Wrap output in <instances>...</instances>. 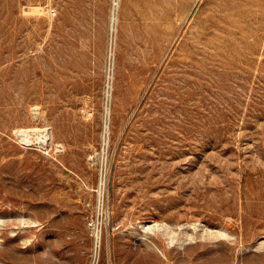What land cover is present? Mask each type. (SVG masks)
Returning <instances> with one entry per match:
<instances>
[{
    "label": "rangeland",
    "instance_id": "rangeland-1",
    "mask_svg": "<svg viewBox=\"0 0 264 264\" xmlns=\"http://www.w3.org/2000/svg\"><path fill=\"white\" fill-rule=\"evenodd\" d=\"M96 250L264 264V0H0V264Z\"/></svg>",
    "mask_w": 264,
    "mask_h": 264
},
{
    "label": "bare ground",
    "instance_id": "bare-ground-1",
    "mask_svg": "<svg viewBox=\"0 0 264 264\" xmlns=\"http://www.w3.org/2000/svg\"><path fill=\"white\" fill-rule=\"evenodd\" d=\"M44 131V130H43ZM105 131L106 130H104V132L102 133L103 135H102V139L104 140L105 139ZM20 133H23V135H20L21 136V138H24L25 136L26 137H29V136H33V134L32 135H30V133H27V132H29V131H19ZM45 133V132H44ZM35 134V133H34ZM22 136H24V137H22ZM36 136V135H35ZM43 136V135H42ZM46 137L48 136V134H46L45 135ZM30 137V138H31ZM44 137V136H43ZM47 139V138H46ZM49 139V138H48ZM28 140V139H27ZM43 140H45V137H44V139ZM43 140L41 141V142H43ZM44 144V143H43ZM59 152V151H58ZM160 226L157 224V223H155V222H153V223H149V224H145V225H141L140 226V228H141V230L143 231V232H152L153 230H155V229H158ZM93 230H94V238H95V245H96V249H97V245H98V241H99V233H100V231H99V229L97 228V229H95V228H93ZM136 231V230H135ZM166 235V234H165ZM139 236V235H138ZM218 236L219 237H222V238H228L229 237V235L227 234V233H225V232H220L219 234H218ZM175 243V239H174V237H172L171 235H168V240H167V245H168V247H171L173 244ZM160 252V251H159ZM161 255V257L163 258V259H166V256H165V254L164 253H161L160 254ZM97 256V250H96V255H95V260H94V262H93V264H96V257Z\"/></svg>",
    "mask_w": 264,
    "mask_h": 264
},
{
    "label": "built area",
    "instance_id": "built-area-1",
    "mask_svg": "<svg viewBox=\"0 0 264 264\" xmlns=\"http://www.w3.org/2000/svg\"><path fill=\"white\" fill-rule=\"evenodd\" d=\"M229 264H246V263H243V262H233V263H229Z\"/></svg>",
    "mask_w": 264,
    "mask_h": 264
}]
</instances>
